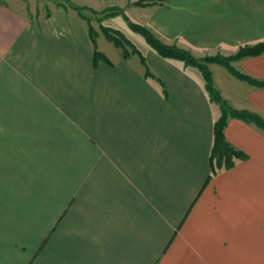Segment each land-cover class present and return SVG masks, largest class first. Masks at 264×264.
<instances>
[{
  "label": "crops",
  "instance_id": "obj_1",
  "mask_svg": "<svg viewBox=\"0 0 264 264\" xmlns=\"http://www.w3.org/2000/svg\"><path fill=\"white\" fill-rule=\"evenodd\" d=\"M70 1L142 12L195 56L264 40V0ZM25 5L0 0V264H264V130L230 118L247 159L207 181L221 107L198 68L151 46L124 58L100 31L94 66L86 19ZM210 67L264 117V87ZM234 67L264 80V53Z\"/></svg>",
  "mask_w": 264,
  "mask_h": 264
},
{
  "label": "trees",
  "instance_id": "obj_2",
  "mask_svg": "<svg viewBox=\"0 0 264 264\" xmlns=\"http://www.w3.org/2000/svg\"><path fill=\"white\" fill-rule=\"evenodd\" d=\"M161 1L164 0H136L133 2V5L144 7ZM71 7L76 9L78 11L77 14L86 19V21L88 22V32L93 45L94 66H97L101 61L110 63L109 59L98 49V32H96V30L92 26H90V18H87L83 14V10H89L92 13H96V11L85 6L72 5ZM114 15H123L129 22L131 28L141 33L147 43L161 57L181 60L186 65L196 67L201 71L206 83V89L208 91L210 100L213 102L216 101V103H218L221 107V116L213 126L214 138L209 157L210 175L207 181H209L211 177L217 174L219 171L229 170L233 168L239 160L247 159V155L243 151L234 147L225 136V129L228 125V120L230 118H236L247 123H253L258 128L264 130V117L254 111H250L247 109H236L230 106L229 103L221 96L218 89L215 87L213 73L209 67V64H220L224 66L235 77L248 81L254 86L264 87V80H258L248 74H244L237 70L232 64L234 61H238L246 57L258 56L263 54L264 40L256 44L241 46L237 50V52L231 55L216 54L198 58L194 56V54H192L189 50L180 48L175 44L170 45L163 42L148 27L136 22H132L125 14V10L123 8L115 6L114 10L109 13V17ZM101 32L104 34L107 40H109L117 48H120L122 50L124 58H128L131 54H138L143 60H145V57L140 52V50L121 31L101 24ZM147 75H152L149 70L147 71Z\"/></svg>",
  "mask_w": 264,
  "mask_h": 264
},
{
  "label": "rangeland",
  "instance_id": "obj_3",
  "mask_svg": "<svg viewBox=\"0 0 264 264\" xmlns=\"http://www.w3.org/2000/svg\"><path fill=\"white\" fill-rule=\"evenodd\" d=\"M7 1H9V0H7ZM24 1L26 2L24 9H27L28 13L30 15H33V16H35V14L46 13L47 11H49V8L53 4L58 5L59 7H62L66 10H72L75 13H77L78 11L76 9H74L73 7H71L72 5L88 7L86 5L76 4L70 0H24ZM130 4H133V2H131ZM88 8H91V7H88ZM114 8H115V6H105L101 9H94L96 11V13H92L89 10L88 11L83 10V14L87 18H90V20H91L90 26H92L96 30V32L100 31V33H102L101 32V24H102L104 26H108V27H111L113 29L121 31L128 39H130L134 43V45L137 48H141V49H143V47L150 48L149 47L150 45L145 40L144 36L141 33L132 29L131 26L129 25V22L125 19V17L123 15H114V16L109 17V13L112 12L114 10ZM143 11H144V13H146L147 10H143ZM125 14L128 16V18L132 22H136V23H139L141 25L146 26L145 24H143V22L141 20L142 19L141 15L143 14L142 12H137V11L136 12H134V11L129 12L127 9H125ZM146 27H148V26H146ZM107 42H109V40ZM115 47L116 46L114 45V48ZM217 54H220V53H217ZM209 55H216V53L215 54H207L204 56H196V57L203 58V57L209 56ZM234 62L232 63L233 65H234ZM211 64H217V63H211ZM211 64H209V67L211 66ZM217 65H220V64H217ZM220 66H222V65H220ZM210 69H211V67H210ZM211 71L213 73L212 69H211ZM214 102H216V101H214Z\"/></svg>",
  "mask_w": 264,
  "mask_h": 264
}]
</instances>
